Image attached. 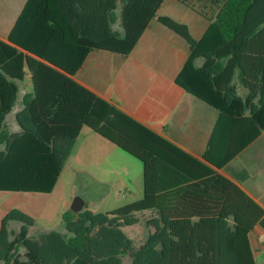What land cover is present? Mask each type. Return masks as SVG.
<instances>
[{
    "label": "trees",
    "instance_id": "1",
    "mask_svg": "<svg viewBox=\"0 0 264 264\" xmlns=\"http://www.w3.org/2000/svg\"><path fill=\"white\" fill-rule=\"evenodd\" d=\"M163 1L26 0L7 41L0 39V191L50 192L82 130L138 160L143 186L141 199L107 212L65 211L63 232L31 236L34 217L11 207L1 217L0 264H122L124 256L131 264H255L248 236L255 225L264 229V210L208 164L221 168L239 151L219 154L226 120L243 110L229 68L258 36L264 0H222L198 40L185 24L158 15ZM153 19L188 44L176 84L218 110L202 155L208 164L73 78L93 49L129 54ZM27 74L31 92L11 132L5 117L17 99L16 81ZM140 222L147 232L135 246L123 228Z\"/></svg>",
    "mask_w": 264,
    "mask_h": 264
},
{
    "label": "crops",
    "instance_id": "2",
    "mask_svg": "<svg viewBox=\"0 0 264 264\" xmlns=\"http://www.w3.org/2000/svg\"><path fill=\"white\" fill-rule=\"evenodd\" d=\"M25 1L12 0L0 6V25L4 28V32H0L1 40L7 41L6 37ZM221 2L222 0H164L158 15H166L185 24L191 36L198 40L214 21ZM113 27L119 29L118 24ZM257 32L258 36L252 40V44L241 47L239 66L232 65L229 68L230 84L234 86L243 110L239 116L226 120L218 139L219 154L239 148L221 168L202 159L218 118V110L176 84L175 78L189 56L188 44L156 19L151 20L142 31L129 54L93 49L86 55L73 78L186 153L231 179L264 210V129H260L258 125L264 123V23ZM201 64V59L194 61L195 66ZM25 78L28 79L26 83L22 82ZM226 78L227 76L224 79ZM24 79L16 81L19 109L22 97L31 92L29 75H25ZM10 112L6 115L5 122L11 132H16L19 129L16 122L12 126L7 121L11 115L15 120L16 112L11 115ZM254 131L256 132L249 141L240 146ZM82 135L79 147L74 152ZM2 147L0 144V149ZM114 148L113 144L96 133L82 130L53 189L48 193H15L12 198L0 203V223L1 217L11 207H18L33 216L34 227L38 216H52L58 211L59 205L65 207L63 193L60 195L57 190L61 188L62 174L71 159L74 164L70 165L74 168V165L84 167L74 171L91 175L87 166L101 164L104 154L110 153ZM4 192L0 191V195ZM84 207L89 209V203L85 200ZM49 230L51 229H36V234ZM64 230L61 221L58 231ZM248 237L255 264H264V229L255 225Z\"/></svg>",
    "mask_w": 264,
    "mask_h": 264
},
{
    "label": "rangeland",
    "instance_id": "3",
    "mask_svg": "<svg viewBox=\"0 0 264 264\" xmlns=\"http://www.w3.org/2000/svg\"><path fill=\"white\" fill-rule=\"evenodd\" d=\"M10 1L12 0H0V6L8 4ZM0 32H4L2 26L0 27ZM27 80L28 79L25 78L22 82L26 83ZM18 98L19 92L10 115L14 114L19 109ZM7 121L12 126L15 124L12 115L8 117ZM82 138L83 135L80 137L74 152H76L79 147ZM74 154L75 153H73L72 158H74ZM70 164H74L72 159L62 174L61 188L57 190L60 195L63 193L66 202L65 207L59 205L57 211L58 215H56L57 212H54L50 217L44 215L38 216L35 227L33 225L30 228L31 236H37L36 229L46 228L59 230L61 225V211H69L70 204L76 196L85 200L86 203H89V209L93 212H107L126 205L129 202L137 201L142 197L141 163L116 147L110 153L104 154L101 164L87 166L91 175H85L79 171H74V169H82L84 167L74 165V168ZM15 193L23 194L28 192L5 191L0 195V203L9 200ZM81 209H83V207ZM11 227L17 229L18 225L12 224ZM123 231L132 239L135 246H137L146 235V228L142 222L125 227ZM122 264H131L130 259L127 256L122 257Z\"/></svg>",
    "mask_w": 264,
    "mask_h": 264
},
{
    "label": "water",
    "instance_id": "4",
    "mask_svg": "<svg viewBox=\"0 0 264 264\" xmlns=\"http://www.w3.org/2000/svg\"><path fill=\"white\" fill-rule=\"evenodd\" d=\"M82 207H83V200L78 196L74 197V199L70 204V210L73 212H78L81 210Z\"/></svg>",
    "mask_w": 264,
    "mask_h": 264
}]
</instances>
